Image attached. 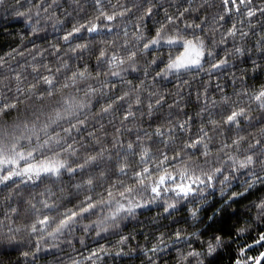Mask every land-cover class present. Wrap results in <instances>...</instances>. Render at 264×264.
<instances>
[{"label":"snow or ice","instance_id":"snow-or-ice-1","mask_svg":"<svg viewBox=\"0 0 264 264\" xmlns=\"http://www.w3.org/2000/svg\"><path fill=\"white\" fill-rule=\"evenodd\" d=\"M0 10L25 26L0 53V253L264 264V0Z\"/></svg>","mask_w":264,"mask_h":264},{"label":"trees","instance_id":"trees-1","mask_svg":"<svg viewBox=\"0 0 264 264\" xmlns=\"http://www.w3.org/2000/svg\"><path fill=\"white\" fill-rule=\"evenodd\" d=\"M24 25L19 22L18 20L14 19L10 15H5L3 10H0V53L7 51L10 47H15L17 43L20 42L19 40V33L23 31ZM245 201H240L238 207L240 209L237 216H232L231 218H227L223 220L220 224L216 225L218 228H223L226 231L231 228L234 223H238L241 217L244 214V208L241 207ZM152 215L150 212H144L140 219L143 220L145 217ZM128 230L139 232V226L130 224ZM244 237L242 239H246ZM135 243V242H133ZM235 245H233V249ZM229 255L230 253L226 250L217 264H229ZM18 258V254L15 251L12 252H3L0 253V260L4 261V264H16V260ZM41 264H48L50 257L47 255H42L40 257Z\"/></svg>","mask_w":264,"mask_h":264}]
</instances>
